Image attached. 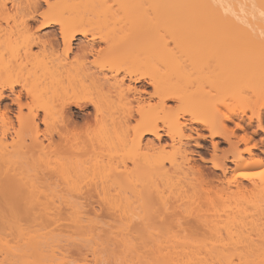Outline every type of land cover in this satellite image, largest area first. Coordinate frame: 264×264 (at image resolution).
<instances>
[{"label":"bare ground","instance_id":"bare-ground-1","mask_svg":"<svg viewBox=\"0 0 264 264\" xmlns=\"http://www.w3.org/2000/svg\"><path fill=\"white\" fill-rule=\"evenodd\" d=\"M246 24H264V0H0V264H66L63 217L76 264H264V177H228L264 162L249 132L264 133V103L241 136L226 124L239 112L215 104L264 95ZM28 152L44 155L41 175ZM39 185L28 215L1 190Z\"/></svg>","mask_w":264,"mask_h":264},{"label":"rangeland","instance_id":"rangeland-1","mask_svg":"<svg viewBox=\"0 0 264 264\" xmlns=\"http://www.w3.org/2000/svg\"><path fill=\"white\" fill-rule=\"evenodd\" d=\"M210 24L213 26L219 25L218 22H216V21H213ZM232 24L233 23H230V24H228V26H234ZM52 29H57V28H52ZM237 29L241 33H243L245 36L248 37L246 47H248L249 49L258 48L259 50L264 51V24H246V25H242L241 27L239 26ZM48 31H51V28L43 30V32H41V34L47 33ZM175 35L176 36L180 35L183 38H186L188 40L187 43L193 44V45L195 43H198V45H199L201 43V40H202L201 34L198 32L195 33V32H191V31L186 30L185 32H182V33L178 32ZM171 45H173V43H171ZM222 100H223L222 102H224L223 104L219 100H216V101L219 103L221 102L220 104L215 103L216 105L218 104L217 106L216 105L215 106L219 107V111H221V113H227V114L229 113L230 114V112H229L230 108H233V109L235 108L237 110V112H239V114H240V115L238 114L239 116L234 113L233 114V121H226V124L230 128H232L233 130H235L236 135L241 136L243 134V131L236 128V123L240 122L241 118H245V120L248 121V119H249L248 117H250L249 115H251L252 109H256V107L259 108L264 103V95H261V96H254L253 95V96H250L249 98L245 97L243 99H238V100L231 99V98H225ZM6 102H10V101H6ZM172 104H174V102H172ZM241 110L244 111V114L242 113ZM245 111H246V113H245ZM252 123L254 125L253 128L256 129L257 120L255 117L253 118ZM243 124L245 125V123H243ZM3 127H4V125L2 123H0V130H2ZM43 128H44V126L41 125V129H43ZM249 132L251 135H253L254 141L259 143L260 149H264V144H262V141H264V133L259 131V133L253 134L251 129H249ZM10 137H11V135L8 137L9 140L11 139ZM20 137H26L27 140L29 141V134L22 133V136L20 135ZM236 138L237 137L232 136V139H236ZM215 140L221 141V138H216ZM202 144L204 145V149H202L201 155L202 156L205 155L204 157L210 158V155H211L212 150H213L211 141L210 140H202ZM219 146H220V149H227L229 147L227 143H220ZM192 148L194 150L197 149L194 146ZM244 148H245V144L241 143L239 145V149L242 150ZM254 150H255V152L259 151V149H256V148ZM218 153H221V152H218ZM243 155L248 156V154H246V153H243ZM26 157L22 158L21 160H24V161H26L25 163L29 164L28 169H31V170L35 169L40 173V175L42 174V172L46 171L44 155L42 153H40V152H35V153L28 152ZM194 157H195L197 163H201V165L203 163V165L205 164V166L207 168L211 167V164L209 162L204 163L203 161H201L198 154H195ZM263 161H264V157H263ZM13 162L17 163V161H13ZM216 172L220 173L221 171L217 170ZM242 172H244L246 174L248 173L249 175H251V178L258 180L259 177H264V162H262V164H260V165H257V166L251 167V168H238L235 171H231L228 174V177H232V175L234 174V177L236 176L238 179H241V177L238 176V173H242ZM91 178L92 177H90V179ZM95 180H97V178H95ZM243 181L245 183H248V180H243ZM98 183L101 185L100 180ZM39 186L40 187L37 189L40 191L38 192V190L36 189L37 191L36 190L35 191L38 192L36 194H33L31 191H29V189L27 187H20V188L19 187H15V188L12 187L11 188V186H5L1 190L4 191L9 196L8 201L17 203L18 205L21 204L19 207V210H17L18 213H21L23 215H28V213L25 212V209H24L22 204H24V202L31 200V199H34V198L44 199V197L46 196L47 186L46 185H39ZM224 186L226 187L227 184H225ZM61 187L62 188L64 187L63 184ZM232 188L235 189L234 187H232ZM64 192H65V190H64ZM64 192L62 191V193H64ZM80 193L75 194V198L77 200H79V199L84 200L83 197L87 196V193L86 192H84L83 194H80ZM101 196H102V194L98 195L96 192L93 191L92 196L90 198V201L95 202ZM213 197H218V195L214 194ZM239 197L242 199L241 196H239ZM245 199L246 200H252L253 197H250L247 195V196H245ZM1 204H5V202L0 199V205ZM4 212L6 214L10 213V211H8L7 208L5 209ZM30 216H31V211H30V215L28 217L23 216V218H29ZM66 218L63 217L62 219H60L56 223V225H55V223L51 224V225H53V228L55 225L56 229L58 226L59 230L58 229L57 230L61 232L60 237L57 235L58 238H61V243H60V240L58 239L60 244L56 247V249H58L60 251L58 253V254H60L59 256L63 257L62 255H64V259L67 261V263L65 262L66 264H76L80 261V254L81 253L79 252V243H78L80 238H79V236H77L75 234L74 227L72 225H70L71 223H73L72 220H71L72 222L69 221V219H71V218H68V217H66ZM106 221H107V218L103 217L99 222H100V224H103ZM24 222H26V220ZM27 222H30V219H28ZM51 228H52V226H51ZM58 233H56V234H58ZM4 249H5L4 241L0 239V259L3 257L2 254L5 253ZM33 264H40V261H36Z\"/></svg>","mask_w":264,"mask_h":264}]
</instances>
